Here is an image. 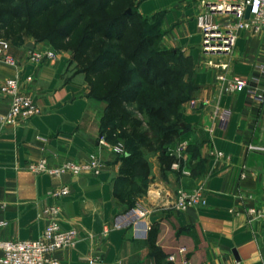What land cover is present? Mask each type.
Instances as JSON below:
<instances>
[{"label": "crops", "instance_id": "1", "mask_svg": "<svg viewBox=\"0 0 264 264\" xmlns=\"http://www.w3.org/2000/svg\"><path fill=\"white\" fill-rule=\"evenodd\" d=\"M137 6L145 17L160 13L161 44L192 61L195 88L183 104L180 137L169 145L188 142L181 168H167L158 153L145 152L150 173L130 175L122 154L100 142L107 102L91 96L74 53L56 49L49 40L23 37L11 42L21 64L0 62V83L18 73L23 79L33 75L24 89L34 94L42 112L0 133V236L37 238L52 217L45 209L56 206L61 227L78 231L74 244L55 254L61 264H92L95 257L97 264H181L182 246L189 264H264V220L250 221L247 215L249 205L264 202V101L255 97L264 87V33L239 31L233 52L217 58L247 79L244 90L230 93L202 51L196 22L200 0H137ZM33 48L54 49L57 55L38 64L26 57ZM8 108L0 93V126ZM224 111L229 119L223 128ZM92 154L103 161L98 175L52 176L29 170L30 163L43 157L57 165ZM63 185L70 193L53 196L51 191ZM199 185L206 188V204L177 209L178 190ZM136 208L146 215L129 218ZM154 247L166 256L157 258ZM173 253L175 260L169 257Z\"/></svg>", "mask_w": 264, "mask_h": 264}, {"label": "trees", "instance_id": "2", "mask_svg": "<svg viewBox=\"0 0 264 264\" xmlns=\"http://www.w3.org/2000/svg\"><path fill=\"white\" fill-rule=\"evenodd\" d=\"M116 1L0 0V37L17 42L28 35L71 50L78 71L96 76L91 96L107 102L102 135L110 143L123 141L121 157L130 175L147 176L145 152L158 153L167 168L174 161L168 149L180 137L183 104L195 88L192 61L178 50L160 48V13L145 17L137 0H121L122 6ZM153 254L166 256L157 247Z\"/></svg>", "mask_w": 264, "mask_h": 264}, {"label": "built area", "instance_id": "3", "mask_svg": "<svg viewBox=\"0 0 264 264\" xmlns=\"http://www.w3.org/2000/svg\"><path fill=\"white\" fill-rule=\"evenodd\" d=\"M201 10L196 16L197 26L202 35V51L207 57L209 66L217 69L216 77L222 84L223 89L233 93L242 91L247 86V79L233 74L229 70L227 60H217L219 57L230 55L236 47L238 32L247 30L255 34L264 33V0H200ZM250 7L249 16L246 17L247 8ZM57 55L54 49H28L26 57L35 63H42L47 59H53ZM0 62L12 66H20L21 62L11 52V41L0 37ZM264 71V66H263ZM33 75H27L24 79L20 73L6 78L0 83V93L7 99L9 108L1 119L0 133L3 128L16 126L36 115L41 114L42 109L37 103L32 92L24 89L25 83H31ZM256 99L264 101V87L260 93L255 95ZM192 106L196 105L195 100L190 101ZM229 119V111L220 114V124L226 127ZM100 142L113 148L119 154L125 153L123 141L117 143L108 142L104 136ZM188 147L187 141H179L175 147L168 149L169 154L174 157L172 168H181V155ZM251 148H258L251 146ZM217 156H222L218 151ZM103 161L92 154L87 160H63L57 165H51L47 158L43 157L29 164V170L33 173H48L52 176H60L71 172L75 175L101 173ZM184 174L190 175V171L182 169ZM71 191L68 185H63L51 191L53 196L60 197L69 194ZM264 198V186L262 188ZM206 188L204 185L192 189H179L177 192L175 207L185 210L189 207L204 205L207 202ZM45 212L52 217L45 226L41 235L33 239L12 240L0 236V264H61L55 255L63 248L74 244L77 238V229H63L57 221L59 208L51 206ZM146 211L136 208L130 211L128 217H143ZM247 215L250 221L264 220V202L252 204L247 207ZM128 218V219H129ZM108 230H105L107 232ZM90 237H94L90 234ZM186 247L178 249L182 255L181 264H189L185 254ZM171 260L176 259V254H171ZM90 263L97 264L98 258H92ZM232 264H241L236 261Z\"/></svg>", "mask_w": 264, "mask_h": 264}, {"label": "rangeland", "instance_id": "4", "mask_svg": "<svg viewBox=\"0 0 264 264\" xmlns=\"http://www.w3.org/2000/svg\"><path fill=\"white\" fill-rule=\"evenodd\" d=\"M116 1V0H115ZM119 3V4H118ZM121 5L122 6V1L121 0H117L116 2H115V6L116 5ZM68 7V5L66 6V8ZM122 8V7H121ZM128 9H130L131 10V8H128ZM127 9V10H128ZM24 37H31V36H28V35H25ZM160 48L161 49H164L165 47L160 43ZM70 52H71V50H69ZM79 67H80V64L79 65H77V69H79ZM96 78V76L95 75H92V76H89L88 78H87V82H88V84H89V87H90V83H91V81H92V79H95ZM91 80V81H90ZM128 109H130V110H132V111H134V113H135V115H136V117L138 118V119H144V116H143V114H141V113H139L138 111H135V107H129ZM144 127H145V125H144Z\"/></svg>", "mask_w": 264, "mask_h": 264}, {"label": "water", "instance_id": "5", "mask_svg": "<svg viewBox=\"0 0 264 264\" xmlns=\"http://www.w3.org/2000/svg\"><path fill=\"white\" fill-rule=\"evenodd\" d=\"M127 12H131V10L128 9ZM249 13H250V7L247 8V11H246V17L249 16ZM31 46H33V45H31ZM237 259L240 260L239 256H237Z\"/></svg>", "mask_w": 264, "mask_h": 264}]
</instances>
